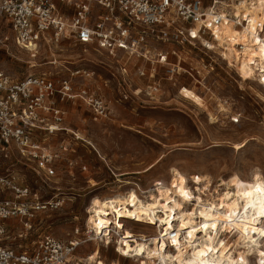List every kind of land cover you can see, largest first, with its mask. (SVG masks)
<instances>
[{
    "label": "rangeland",
    "instance_id": "rangeland-1",
    "mask_svg": "<svg viewBox=\"0 0 264 264\" xmlns=\"http://www.w3.org/2000/svg\"><path fill=\"white\" fill-rule=\"evenodd\" d=\"M0 33L8 36L0 46V69L22 78L48 70L61 77L69 74L64 66L79 68L83 76H75L73 90L85 89L100 97L107 110L106 116L99 115L79 97L57 101L66 130L51 137L50 149L57 156L49 178L15 154L0 160V174L28 187L24 201L49 203L31 216L6 220L0 244L20 250L45 236L66 241L75 228L79 232L91 228L86 221L93 197L133 190L140 199H148L157 186L173 185L172 168L184 174L195 192L199 185L193 184V174L207 178L209 192L232 174L241 179H250L254 172L264 176V90L257 77L241 81L236 66H229L215 50L199 43L151 39L144 58L122 50L110 54L92 45L67 44L54 54L57 68H53L47 63L52 59L48 50L41 48L32 56L14 44L8 30L1 28ZM172 49L178 53L172 54ZM159 51H169L167 63H158ZM220 104L226 110L221 111ZM2 195L11 197L12 192L5 188ZM129 219L116 217L120 227L146 236L155 233L151 225L157 223ZM91 252L90 241L80 244L74 255ZM253 257L249 264H255ZM142 258L121 256L111 243L101 246L97 260L139 264L147 260Z\"/></svg>",
    "mask_w": 264,
    "mask_h": 264
},
{
    "label": "built area",
    "instance_id": "built-area-1",
    "mask_svg": "<svg viewBox=\"0 0 264 264\" xmlns=\"http://www.w3.org/2000/svg\"><path fill=\"white\" fill-rule=\"evenodd\" d=\"M219 2L0 0V32L1 28L8 30L14 44L32 56L41 48L48 50L52 59L47 63L53 68H57L54 54L67 44L92 45L110 54L122 50L129 55L148 58L151 39L199 43L205 47L202 39L213 40V28L225 21L226 16L217 7ZM7 39L6 34L1 36L0 33V46ZM171 53L178 52L172 49ZM168 54L169 51H159L158 63H167ZM64 69L69 72L66 76L59 77L48 70L29 73L22 78L12 77L0 69V160L15 154L31 162L37 174L49 178L55 172L53 160L57 156L50 149L51 137L57 131L66 130L62 126L64 111L57 106V101L79 97L97 114L107 115L100 97L85 89L73 90L75 76H83L82 70H70L67 66ZM85 74L90 76V72ZM60 147L65 146L60 144ZM4 187L11 190V197L2 195ZM28 194L27 186L18 185L13 176L0 174V235L6 232V220L31 216L34 209L49 204L29 205L23 200ZM106 231L108 237L111 235L109 244L113 243L116 250V237L122 232L116 233L113 223L106 226ZM93 240L100 241L104 247L109 245L105 243L103 231L94 234L88 227L83 232L75 228L73 236L66 241L45 236L20 250L0 244V264H72L75 249ZM171 240L165 239L166 246L174 248Z\"/></svg>",
    "mask_w": 264,
    "mask_h": 264
},
{
    "label": "bare ground",
    "instance_id": "bare-ground-1",
    "mask_svg": "<svg viewBox=\"0 0 264 264\" xmlns=\"http://www.w3.org/2000/svg\"><path fill=\"white\" fill-rule=\"evenodd\" d=\"M217 7L226 16L225 21L213 28V40L202 39V43L229 66H236L241 81L257 77V84L264 90V0H220ZM223 105H219L221 111L227 108ZM242 145L243 142L236 144V148ZM172 175L171 187L157 186L145 200L133 190L93 197L86 224L95 234L103 231L105 243L109 244L111 235H106V226L113 223L116 233L122 232L116 237L115 251L121 256L147 259L142 258L139 264H249L251 255L255 264H264L263 175L254 172L250 179H241L232 174L221 179L212 192L206 191L209 183L204 175L191 176L193 184L199 185L198 192L177 169L172 168ZM116 217L121 221L131 218L157 223L151 225L155 233L146 236L120 227ZM233 230V238V233H224ZM166 238L172 239L173 250L166 246ZM91 242L93 252L84 257L73 254L72 264H101L97 259L104 244Z\"/></svg>",
    "mask_w": 264,
    "mask_h": 264
}]
</instances>
